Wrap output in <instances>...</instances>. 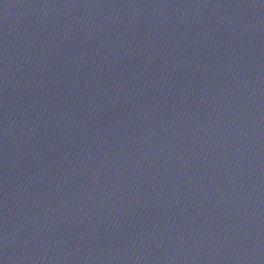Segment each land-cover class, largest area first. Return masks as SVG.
<instances>
[{
  "label": "water",
  "instance_id": "1",
  "mask_svg": "<svg viewBox=\"0 0 264 264\" xmlns=\"http://www.w3.org/2000/svg\"><path fill=\"white\" fill-rule=\"evenodd\" d=\"M0 264H264V0H0Z\"/></svg>",
  "mask_w": 264,
  "mask_h": 264
}]
</instances>
